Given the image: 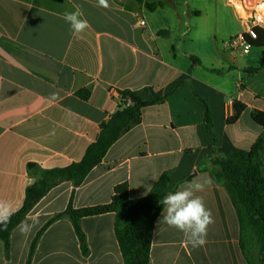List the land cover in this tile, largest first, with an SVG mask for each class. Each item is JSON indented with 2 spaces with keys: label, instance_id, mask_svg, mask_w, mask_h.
Here are the masks:
<instances>
[{
  "label": "crops",
  "instance_id": "1",
  "mask_svg": "<svg viewBox=\"0 0 264 264\" xmlns=\"http://www.w3.org/2000/svg\"><path fill=\"white\" fill-rule=\"evenodd\" d=\"M240 1L109 0L102 8L97 0H0V200L16 211L35 181L29 163L51 169L81 161L101 123L118 109V91L148 100L176 87L165 101L143 109L81 186L63 182L34 206L24 220L38 215L39 224L27 237L15 227L8 253L0 241V264H27L43 228L31 264H125L114 213L81 220L87 254L69 218L48 222L70 200L75 208L110 202L122 183L130 198L146 196L164 173L168 189L212 177L215 183L198 195L215 222L206 244L193 249L182 232L159 223L160 214L150 264H248L231 196L210 162L249 151L262 134L251 113L264 112V68L247 74L257 66L226 47L244 31ZM146 3L157 6L150 10ZM74 5L89 22L79 35L63 19ZM78 90H89L90 98L82 100ZM53 93L59 98L52 100ZM198 96L210 107L216 141L204 128ZM234 99L247 108L228 123Z\"/></svg>",
  "mask_w": 264,
  "mask_h": 264
},
{
  "label": "trees",
  "instance_id": "2",
  "mask_svg": "<svg viewBox=\"0 0 264 264\" xmlns=\"http://www.w3.org/2000/svg\"><path fill=\"white\" fill-rule=\"evenodd\" d=\"M126 1V0H119ZM143 4L144 0H133ZM160 4V3H159ZM157 4L146 3V7L154 10ZM256 38L250 40L252 47L264 48V28L255 29ZM165 33V31H160ZM264 68V59L260 66L246 69L247 74H254ZM176 87L162 97H151L144 100L137 92L118 91L120 101L118 109L107 121L100 125L97 139L86 150L79 162L66 167L44 169L35 163H29L28 170L35 175V181L25 191L24 201L20 209L11 217L7 229L0 226V241L5 251L10 247V236L31 212L34 206L55 186L63 182H71L74 187L83 184L88 174L98 166L110 147L129 130L141 117L144 108L163 102ZM77 96L84 101L90 98L89 90H78ZM205 107L204 128L216 141L218 136L213 128L210 107L199 97ZM246 105L233 100V113L228 123L235 122L246 110ZM255 123L262 128V134L253 143L249 151H237L232 154L210 158L216 178L226 187L235 207L240 226L239 247L248 264H264V112L255 110L251 113ZM169 174L164 173L151 191L140 198H130L127 183L114 188L110 202L96 206L75 208L70 200L61 213L56 214L48 224L57 219L67 217L73 223L84 254L88 253L86 236L81 228V220L85 217L105 213L115 214V235L121 249L125 264H150V252L155 228V221L163 210L160 200L177 187L168 189ZM43 228L34 238L27 264H31Z\"/></svg>",
  "mask_w": 264,
  "mask_h": 264
},
{
  "label": "clouds",
  "instance_id": "3",
  "mask_svg": "<svg viewBox=\"0 0 264 264\" xmlns=\"http://www.w3.org/2000/svg\"><path fill=\"white\" fill-rule=\"evenodd\" d=\"M98 6L109 8V0H97ZM63 19L69 25L73 35L85 32L89 27L88 20L84 17L82 7L74 5V11L65 12ZM52 100L58 99V94H51ZM215 183L214 179L205 175L202 179L186 181L184 185L176 191L168 192L160 203L164 206L162 219L159 223H164L170 228H175L183 233L184 242L191 245L193 249L203 247L207 240V232L210 225L215 221L210 209L205 205L203 198L198 195L205 191L206 187H211ZM16 209L11 201L0 200V226L7 229L11 217ZM39 216L34 215L29 220L22 221L18 228L20 233L27 237L39 224Z\"/></svg>",
  "mask_w": 264,
  "mask_h": 264
},
{
  "label": "built area",
  "instance_id": "4",
  "mask_svg": "<svg viewBox=\"0 0 264 264\" xmlns=\"http://www.w3.org/2000/svg\"><path fill=\"white\" fill-rule=\"evenodd\" d=\"M232 2V0H230ZM241 16L245 20L244 31L239 32L226 42V47L240 55H248L252 48L250 40L256 38L255 29L264 28V0H254L248 4L246 0L240 1ZM146 25L144 20L140 21Z\"/></svg>",
  "mask_w": 264,
  "mask_h": 264
},
{
  "label": "rangeland",
  "instance_id": "5",
  "mask_svg": "<svg viewBox=\"0 0 264 264\" xmlns=\"http://www.w3.org/2000/svg\"><path fill=\"white\" fill-rule=\"evenodd\" d=\"M195 2H197V0H195ZM241 59L243 62H251L250 65L258 67V65L260 66L264 59V48L252 47L250 53L247 56L242 57Z\"/></svg>",
  "mask_w": 264,
  "mask_h": 264
},
{
  "label": "water",
  "instance_id": "6",
  "mask_svg": "<svg viewBox=\"0 0 264 264\" xmlns=\"http://www.w3.org/2000/svg\"><path fill=\"white\" fill-rule=\"evenodd\" d=\"M248 4H253L254 0H246Z\"/></svg>",
  "mask_w": 264,
  "mask_h": 264
}]
</instances>
